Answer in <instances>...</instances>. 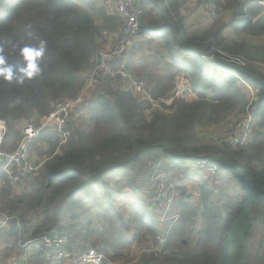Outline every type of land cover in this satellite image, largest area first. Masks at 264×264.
<instances>
[{"label":"trees","instance_id":"obj_1","mask_svg":"<svg viewBox=\"0 0 264 264\" xmlns=\"http://www.w3.org/2000/svg\"><path fill=\"white\" fill-rule=\"evenodd\" d=\"M257 1L137 0L145 9L139 36L114 65L144 80L155 103L122 81L101 77L81 103L87 115L71 121L66 146L57 151L53 124L33 141L28 156L41 165L38 173L11 183L0 163V211L13 218L0 234L2 264H53L45 254L28 263L15 260L10 239L18 219L37 224L36 239L64 230L70 250L93 248L114 264H223L225 257L227 264H264V6ZM99 2L108 5L0 0V49L9 63L21 62L14 45L47 41L40 78L23 86L0 80L4 152L18 148L24 124L38 126L57 103L77 99L87 73L113 44L109 38L123 21ZM206 2L219 13L215 28L193 32L183 8ZM179 79L192 95L176 96ZM17 98L21 103L13 106ZM250 102L249 140L243 147L230 145ZM209 135L218 137L213 142ZM200 159L216 172L190 165ZM185 177L200 179L196 190H189ZM161 182H175L179 195L169 221L156 228L166 201L152 209L150 188ZM122 196L123 204L134 201L129 209L119 205ZM165 232L161 253L142 251L138 260L131 258L138 237L149 235L156 247Z\"/></svg>","mask_w":264,"mask_h":264},{"label":"built area","instance_id":"obj_2","mask_svg":"<svg viewBox=\"0 0 264 264\" xmlns=\"http://www.w3.org/2000/svg\"><path fill=\"white\" fill-rule=\"evenodd\" d=\"M111 2L116 13L123 21V27L118 39L108 48L103 50L99 59L91 68L87 86L81 91L77 99L72 101H62L55 105L54 111L47 117L40 120L39 125L24 124L21 127L22 140L18 148L13 153H6L2 149V144L7 133V125L0 120V163H3V171L6 173L7 179L11 183H17L32 175H34L39 167L35 165L28 154L31 145L36 140L42 129L49 124H53L59 136V146L68 143L72 135L71 116L74 109L88 97L89 93L97 84L99 78L123 81L124 86L133 88L140 96L150 99L147 88L141 79L136 78L125 65L115 66V59L121 54L122 50L129 45L133 39L139 36V26L141 18L145 14V9L137 2V0H106ZM198 3L200 0H191ZM264 6V0L257 1ZM214 61V59L210 58ZM192 91L188 88L180 89L176 96H190ZM155 103L152 99H150ZM157 106V104H155ZM254 117L248 112L242 121L238 124L239 131L236 136L230 137L227 141L230 145L243 147L249 140L250 125ZM199 169H206L209 172H216L217 168L210 166L207 159L197 160L196 163L190 164ZM157 200L165 197V207L162 209V222L170 219L171 207L174 205L179 193L176 187L170 183L161 182L157 187ZM13 218L0 212V234L9 225ZM37 228V224L30 226L23 224L19 219L14 230L12 244L16 249L15 259L20 262L28 263L33 255L45 254L48 261L53 264H114L109 257L98 250H90L83 253L70 250L69 235L67 231H55L47 237L36 239L32 236L33 231ZM157 246L146 251L148 253L156 251L161 253L167 244V232L158 235ZM0 264L2 260L0 259Z\"/></svg>","mask_w":264,"mask_h":264},{"label":"rangeland","instance_id":"obj_3","mask_svg":"<svg viewBox=\"0 0 264 264\" xmlns=\"http://www.w3.org/2000/svg\"><path fill=\"white\" fill-rule=\"evenodd\" d=\"M194 3V2H193ZM98 4H100V2L98 3ZM106 5V3L104 2H102L100 5ZM107 4L108 5H106L107 6V8H109V11L111 12V13H113V14H115V11H114V6H113V4L111 3V2H107ZM190 5V6H196L195 4L194 5H192V3H189V4H186L185 5V7L183 8V10L185 11V12H183L184 13V16L186 17V22H187V26L191 29V31H193V32H196V31H198L197 29H199V32L200 33H206V32H209V31H211V30H213L214 28H215V25L213 24V21H214V19H215V17L217 16V15H219V13L215 10V8L211 5V3L210 2H206V3H204L203 4V6L202 7H197V8H203L204 10H197L196 12L195 11H191V10H187V8H188V6ZM145 15V14H144ZM220 15L222 16H220L219 17V19H221V20H223L224 21V14H222L221 12H220ZM121 31H122V29H121ZM121 31L118 33V34H114L112 37H110L109 38V40L111 41V43H110V45L112 44V43H114L113 41L117 38L118 39V37L120 36V34H121ZM114 37H115V39H114ZM91 71V70H90ZM90 71L87 73V75H86V84H85V87H84V89L86 88V86H87V83H88V79H89V73H90ZM103 80V79H102ZM141 81H143L144 82V84H145V86L147 85L146 83H145V81L144 80H141ZM119 82H121V81H119ZM119 82H117L116 83V85L117 86H119L120 87V85L118 84ZM184 80H180L179 79V82H178V84H177V87H176V90H175V93L176 92H178L180 89H182V88H184L185 87V85H184ZM122 84H123V87H126V86H124V83H123V81L121 82ZM98 84V83H97ZM96 84V85H97ZM94 88H96V87H94ZM83 89V90H84ZM136 92V91H135ZM137 93V92H136ZM174 93V94H175ZM174 94H173V96H174ZM137 95H138V93H137ZM88 98H90L91 97V93H89L88 94ZM252 97V96H251ZM171 100V99H170ZM254 99H251V101H253ZM83 102V101H82ZM251 105H252V102H250L249 103V106L247 107V109H246V111L242 114V115H240L239 116V119L237 120V123H238V121H241L243 118H244V116L248 113V112H250V108H251ZM241 112H239V111H237V115H239ZM86 116L87 114H86V112L85 111H83L82 110V107L80 108V109H78V114L76 115V117H78V116ZM241 119V120H240ZM72 120H75V115H72L71 116V121ZM217 135H215V136H210L209 135V139L211 138L212 139V141L213 142H215L216 141V139H217ZM68 143H69V141H68ZM68 143H66V144H64V145H61V146H59L58 147V149H57V151H60V149L63 147V146H66ZM32 161V160H31ZM201 170H203V169H201ZM180 172H182V170L180 171ZM38 173V172H37ZM180 174V173H179ZM171 176V175H170ZM171 177H173L174 179H177V177L176 176H171ZM204 179H208L209 180V177H206V176H202ZM185 179H187V181L189 180V181H191V179L189 178V177H185ZM193 180H194V185H195V189H194V186H193ZM192 181H191V185H189V190H196L197 189V186H198V183H199V181H200V179L198 178V179H193ZM188 181V182H189ZM168 183H170V184H172V185H174L175 187H177L176 186V183L174 184L173 182H168ZM214 183V182H213ZM178 184H181V183H178ZM152 191H154V193H155V195H154V197H153V206L151 207L152 209H154L155 211H158V209H159V207L158 206H156V204L158 203V201L159 200H157V196H158V191H157V189H155L154 190V186L153 185H151V188H150ZM189 190H187V191H189ZM140 193H138L139 194V196L141 195L142 197H143V192L142 191H139ZM179 193V192H178ZM138 196L137 195H135V199L137 198ZM121 199V203L120 202H118L119 203V205H121V206H126V209H129V206H130V204H132V203H134V201L133 202H131V203H126V204H123L124 203V201H122V199H123V196L120 198ZM130 199H133V197L132 198H130ZM145 199V201L148 203V199H146V198H144ZM136 201H139V200H136ZM156 206V207H155ZM151 208H150V211L152 212V210H151ZM0 212H2V211H0ZM5 215H7L6 213H4ZM161 216H162V210H161V215H160V218H158V217H155V218H158V219H160V221H158L157 222V225H156V228H158V227H163L167 222L165 221V222H162V218H161ZM37 222V221H36ZM70 226V225H69ZM260 234V232H258V234L257 235H259ZM140 245V246H139ZM133 246H135V249H132V251H131V258L132 259H135V260H138L140 257H141V255L143 254V253H141L142 251H148V250H150V249H152L155 245H154V241H152V239L149 237V235H147V236H144V237H138V239L135 241V243H134V245ZM90 250H96V249H93V248H88V251H90ZM229 250H230V248H229ZM97 251V250H96ZM79 252V251H78ZM80 253V252H79ZM228 255V254H227ZM16 260L18 261V262H20L17 258H16ZM20 263H22V262H20ZM223 264H227V260H226V257L224 258V260H223Z\"/></svg>","mask_w":264,"mask_h":264},{"label":"clouds","instance_id":"obj_4","mask_svg":"<svg viewBox=\"0 0 264 264\" xmlns=\"http://www.w3.org/2000/svg\"><path fill=\"white\" fill-rule=\"evenodd\" d=\"M18 48L20 65L8 62V58L0 49V80L8 84L23 86L26 82L38 79L43 74L42 62L47 51V41L38 39L35 45H14ZM19 98L13 101V106L20 104Z\"/></svg>","mask_w":264,"mask_h":264},{"label":"crops","instance_id":"obj_5","mask_svg":"<svg viewBox=\"0 0 264 264\" xmlns=\"http://www.w3.org/2000/svg\"><path fill=\"white\" fill-rule=\"evenodd\" d=\"M192 5H194V4H192ZM188 6V5H187ZM197 7H199V6H188V8H187V10H191V11H197V10H204L203 8H197ZM81 107H83L81 104L80 105H78L75 109H74V111H73V114L76 116L77 114H78V109H80ZM10 224V223H9ZM10 242H12V238L10 239ZM15 258V257H14ZM1 259V258H0ZM16 260V259H15Z\"/></svg>","mask_w":264,"mask_h":264}]
</instances>
